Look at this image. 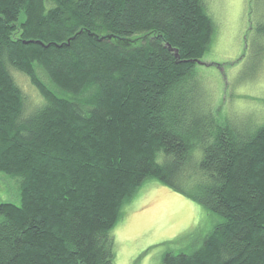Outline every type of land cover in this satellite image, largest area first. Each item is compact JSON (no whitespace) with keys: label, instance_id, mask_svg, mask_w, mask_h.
Listing matches in <instances>:
<instances>
[{"label":"trees","instance_id":"16d2710c","mask_svg":"<svg viewBox=\"0 0 264 264\" xmlns=\"http://www.w3.org/2000/svg\"><path fill=\"white\" fill-rule=\"evenodd\" d=\"M213 31L204 0H0V175L21 198L0 205V264H114L147 179L223 218L165 264H264V124L203 100ZM13 69L42 97L29 111Z\"/></svg>","mask_w":264,"mask_h":264},{"label":"rangeland","instance_id":"374dc122","mask_svg":"<svg viewBox=\"0 0 264 264\" xmlns=\"http://www.w3.org/2000/svg\"><path fill=\"white\" fill-rule=\"evenodd\" d=\"M252 1L204 0L214 31L196 77L203 100L221 117L244 123L250 131L264 124V42L252 44L262 17ZM12 72L29 111L42 97L25 74ZM19 189L17 178L1 174L0 205L20 204ZM123 212L112 231L114 264H165L169 254H191L223 222L220 215L156 179H147Z\"/></svg>","mask_w":264,"mask_h":264}]
</instances>
